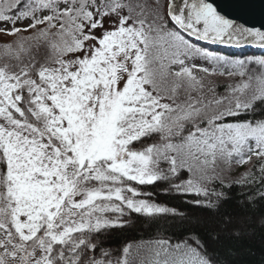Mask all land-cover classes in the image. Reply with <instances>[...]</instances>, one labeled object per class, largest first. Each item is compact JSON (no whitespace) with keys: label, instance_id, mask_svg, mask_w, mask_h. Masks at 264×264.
<instances>
[{"label":"snow or ice","instance_id":"obj_1","mask_svg":"<svg viewBox=\"0 0 264 264\" xmlns=\"http://www.w3.org/2000/svg\"><path fill=\"white\" fill-rule=\"evenodd\" d=\"M235 8L0 0V264H229L251 219L191 209L264 205V55L211 47L264 49Z\"/></svg>","mask_w":264,"mask_h":264},{"label":"trees","instance_id":"obj_2","mask_svg":"<svg viewBox=\"0 0 264 264\" xmlns=\"http://www.w3.org/2000/svg\"><path fill=\"white\" fill-rule=\"evenodd\" d=\"M213 49H218L226 54H231L237 58L245 56H260L264 55V51L260 49L248 48H229L222 46H211ZM160 200L171 199L164 196L159 197ZM240 199L238 191L234 190L232 193V200L225 204L218 213H205L200 209H191L194 215L203 219V227L212 229L218 225L219 222L228 215L243 218L246 222L251 219L249 230L240 238H223L217 245L222 256H227L229 264H264V224H261L259 217L264 215V205L259 206L255 211L249 209L244 211L239 207L238 200ZM173 205L181 203L180 200L172 199ZM166 225L161 223V231L155 232L145 224L142 228H137L132 231L113 232L111 237L112 246L119 247L124 241H138L143 242L147 239L154 238L163 234Z\"/></svg>","mask_w":264,"mask_h":264},{"label":"water","instance_id":"obj_3","mask_svg":"<svg viewBox=\"0 0 264 264\" xmlns=\"http://www.w3.org/2000/svg\"><path fill=\"white\" fill-rule=\"evenodd\" d=\"M217 3L225 8L226 11L232 12L233 15L237 14L235 6L237 4H245L248 10L243 14V19L240 22L247 20L249 26L261 27L264 24V0H217ZM241 47L259 48L255 45H242Z\"/></svg>","mask_w":264,"mask_h":264}]
</instances>
